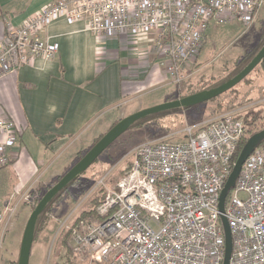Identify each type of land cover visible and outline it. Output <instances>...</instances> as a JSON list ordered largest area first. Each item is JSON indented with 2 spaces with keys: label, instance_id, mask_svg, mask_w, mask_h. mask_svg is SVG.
Instances as JSON below:
<instances>
[{
  "label": "built area",
  "instance_id": "2783aa9c",
  "mask_svg": "<svg viewBox=\"0 0 264 264\" xmlns=\"http://www.w3.org/2000/svg\"><path fill=\"white\" fill-rule=\"evenodd\" d=\"M263 7L264 0H57L18 26L7 21L0 79L37 60L54 61L59 46L45 35L65 21L84 23L96 37L127 38L133 46L152 38L149 51L158 57L169 85L181 86L212 23L237 21L250 30ZM241 117L228 112L186 127L183 140L140 144L132 175L98 206L99 221L74 232L75 255L83 253L91 264H223L220 196L245 134ZM0 136L1 171L9 167V151L17 141L11 119L0 118ZM15 210L5 207L8 222ZM225 217L233 239L230 264H264V146L244 163Z\"/></svg>",
  "mask_w": 264,
  "mask_h": 264
},
{
  "label": "crops",
  "instance_id": "0c3cea01",
  "mask_svg": "<svg viewBox=\"0 0 264 264\" xmlns=\"http://www.w3.org/2000/svg\"><path fill=\"white\" fill-rule=\"evenodd\" d=\"M55 1L0 0V42L8 20L18 26ZM45 37L59 46L54 61L37 60L0 79V118L17 129L7 169L20 195L62 175L70 158L60 161L68 151L77 147V158L85 143L94 144L115 122L158 106L172 88L151 49L135 57L127 38L96 37L84 23L65 21L54 23ZM140 46L152 47V38Z\"/></svg>",
  "mask_w": 264,
  "mask_h": 264
},
{
  "label": "rangeland",
  "instance_id": "374dc122",
  "mask_svg": "<svg viewBox=\"0 0 264 264\" xmlns=\"http://www.w3.org/2000/svg\"><path fill=\"white\" fill-rule=\"evenodd\" d=\"M263 41L264 7L258 21L250 30L237 21L223 25L212 23L200 56L187 70V74L191 76L181 86L172 85V88L165 90L164 93H168L167 99L159 105L213 89L233 78L245 65L243 59L249 54L257 53ZM130 43L129 51L135 57H138L139 53L149 51L150 47L140 46L142 42L134 46L131 41ZM232 111L242 116L248 130L259 132L264 129V69L261 66L234 89L217 99L191 110L147 122L115 142L111 150L101 156L99 161L49 209L38 228L29 264H91L83 253L78 257L75 255L74 233L71 234L69 229L75 219L83 213L95 211V217H88L84 226L99 221L100 217L96 212L99 202H102L108 191L116 189L118 183L132 175L135 149L145 142L183 140L186 127L204 125ZM92 146L93 143H85L83 154ZM76 148L68 151L60 161L66 163L70 158L62 175L55 177L48 184L36 186L33 193L29 191L25 195L16 194V183L11 171L8 167L0 171V208L4 213V220L0 223V264L19 261L24 231L32 211L46 192L83 157L82 154L75 157L76 159L73 158ZM107 175L105 186H99ZM27 197L30 199L27 200ZM241 197L243 198V195ZM28 201L30 204H26ZM33 204L35 207L32 209ZM6 206L16 207L9 222ZM84 226L81 225L78 231H82Z\"/></svg>",
  "mask_w": 264,
  "mask_h": 264
},
{
  "label": "water",
  "instance_id": "95a60500",
  "mask_svg": "<svg viewBox=\"0 0 264 264\" xmlns=\"http://www.w3.org/2000/svg\"><path fill=\"white\" fill-rule=\"evenodd\" d=\"M263 61L264 45L258 52V54L254 57V59L240 73H238L235 77L228 80L224 84L213 89L201 91L196 94L183 97L159 106L141 110L120 120L53 187H51L46 192L35 209L32 211L24 231L18 264H29L31 249L35 240L36 226L39 217L46 210L49 204L57 197L59 193H61L73 181L80 178L92 165H94L99 160V158L115 142H117V140H119L132 128L135 123L156 114L194 108L215 100L243 82L257 67L262 64ZM263 141L264 129L257 132L247 140L238 156L233 171L228 178V181L220 196L219 208L221 212V223L225 235V253L223 264H230L233 254V239L228 220L225 217L227 198L236 185L237 179L240 175L244 163Z\"/></svg>",
  "mask_w": 264,
  "mask_h": 264
},
{
  "label": "trees",
  "instance_id": "16d2710c",
  "mask_svg": "<svg viewBox=\"0 0 264 264\" xmlns=\"http://www.w3.org/2000/svg\"><path fill=\"white\" fill-rule=\"evenodd\" d=\"M262 11V10H261ZM261 14V13H260ZM264 42V41H263ZM263 45H264V43L262 44V46L259 48V50H258V52L261 50V48L263 47ZM258 52L257 53H255V54H249L248 56H246L244 59H243V62L245 63V65L243 66V67H241L234 75L236 76L238 73H240L253 59H254V57L258 54ZM263 69H264V61L262 62V64L260 65ZM234 76V77H235ZM232 79V78H231ZM230 80V79H229ZM227 82V81H226ZM225 83V82H224ZM224 83H222V84H224ZM221 84V85H222ZM220 86V85H219ZM218 87V86H217ZM205 91V90H204ZM213 101V100H212ZM206 104V103H205ZM204 105V104H203ZM201 106V105H200ZM198 107V106H197ZM195 108V107H194ZM194 108H188V109H181V110H176V111H171V112H165V113H160V114H156V115H153V116H150V117H147V118H145V119H143V120H140V121H138L137 123H135L133 126H132V128L128 131V132H130L131 130H133V129H136V128H140L141 126H143L144 124H146L147 122H150V121H153V120H155V119H160V118H164V117H166V116H168V115H171V114H174V113H178V112H182V111H185V110H191V109H194ZM242 118V117H241ZM243 119V118H242ZM244 120V119H243ZM118 123V122H117ZM116 123V124H117ZM115 124V125H116ZM244 124H245V134H244V137H243V139L241 140V142H240V144H239V146H238V148H237V151H236V153H235V155H234V157H233V159H232V162L233 163H236V161H237V159H238V156H239V154H240V152H241V150H242V148L244 147V145L246 144V142H247V140L251 137V136H253L254 134H256L258 131H254V130H248V128H247V125H246V122L244 121ZM114 125V126H115ZM127 132V133H128ZM126 133V134H127ZM125 135V134H124ZM123 135V136H124ZM104 135H102V136H100L96 141H95V143L93 144V146L103 137ZM122 136V137H123ZM121 137V138H122ZM120 138V139H121ZM119 139V140H120ZM118 141V140H117ZM115 144V143H114ZM113 144V145H114ZM112 145V146H113ZM92 146V147H93ZM112 146L105 152V153H107L108 151H110L111 150V148H112ZM264 146V141L260 144V146L259 147H263ZM91 147V148H92ZM258 147V148H259ZM90 148V149H91ZM90 149H88L87 150V152L90 150ZM86 152V153H87ZM104 153V154H105ZM83 154V152H81V153H79V156L80 155H82ZM103 154V155H104ZM85 154H83V156H84ZM102 155V156H103ZM81 159V158H80ZM79 159V160H80ZM78 160V161H79ZM77 161V162H78ZM99 161V160H98ZM97 161V162H98ZM76 162V163H77ZM96 162V163H97ZM74 166V165H73ZM81 178V177H80ZM80 178H78V179H76L75 181H73L68 187H66L61 193H59L58 195H57V197L49 204V206L46 208V210L42 213V215L39 217V220H38V223H37V226H36V231H35V238H36V234H37V231H38V228H39V226L42 224V221H43V219L45 218V215L48 213V211H49V209L56 203V202H58V200L62 197V195L65 193V192H67L68 190H69V188L71 187V186H73V185H75L78 181H79V179ZM53 187V186H52ZM40 202V201H39ZM100 203H101V201L99 202V204L98 205H100ZM26 204H30V201H28V202H26ZM35 207V204H33V206H32V209ZM88 217H95V211H91V212H88V213H83L82 214V216H79V217H77L76 219H75V221L72 223V225H71V227H70V229H69V231L71 232V234H73L76 230H78V228H81V225H83V224H87V222L85 221V220H87V218ZM86 222V223H85ZM66 243H64V245H65Z\"/></svg>",
  "mask_w": 264,
  "mask_h": 264
}]
</instances>
